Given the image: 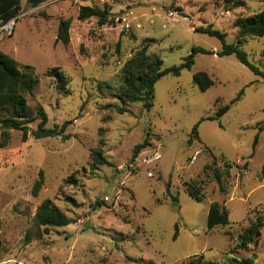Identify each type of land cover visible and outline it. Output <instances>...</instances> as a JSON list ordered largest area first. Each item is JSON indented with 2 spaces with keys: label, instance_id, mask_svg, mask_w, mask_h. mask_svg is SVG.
Segmentation results:
<instances>
[{
  "label": "rangeland",
  "instance_id": "rangeland-1",
  "mask_svg": "<svg viewBox=\"0 0 264 264\" xmlns=\"http://www.w3.org/2000/svg\"><path fill=\"white\" fill-rule=\"evenodd\" d=\"M25 1L12 34L0 33V51L20 70H34V90L25 95L30 117L40 105L46 128L71 124L64 132L67 140L28 136L22 142L19 132L9 130L7 146L0 148V264H232L241 259L264 264V130L258 132L264 124V77L234 56L196 54L190 69L156 82L150 110L140 103L123 105L112 95L122 84V66L144 41H150L146 52L161 59L162 70L179 66L193 47L221 50L218 39L195 28L211 25L233 44L235 19L264 12V1L243 0L229 11L221 0H50L36 8ZM80 7L107 10L110 23L79 21ZM66 20L64 46L55 38ZM241 49L264 74V36L247 39ZM51 68L68 78L65 87L45 77ZM199 72L213 81L205 92L192 82ZM99 83L111 91L98 90ZM223 106L229 108L219 120H207ZM37 123L28 124L30 131ZM195 125L197 138H192ZM143 141L148 145L131 161ZM92 150L110 166L93 165ZM156 151L159 161L145 163ZM214 159L222 172L221 189L212 177ZM39 172L43 184L33 197ZM189 182L202 188L200 203L186 194ZM44 200L70 224L36 226V209ZM212 204L227 211L229 224L208 231ZM258 219L259 237L238 248L239 235Z\"/></svg>",
  "mask_w": 264,
  "mask_h": 264
},
{
  "label": "trees",
  "instance_id": "trees-1",
  "mask_svg": "<svg viewBox=\"0 0 264 264\" xmlns=\"http://www.w3.org/2000/svg\"><path fill=\"white\" fill-rule=\"evenodd\" d=\"M21 1L22 0H0V23H5L18 14ZM48 1L50 0H26L25 2L29 7L36 8ZM221 1L226 11L240 8L243 5V0ZM108 17L109 13L107 10H99L94 7H80L77 15L79 21L96 19L99 26L109 24L110 21H108ZM69 26L70 22L68 20L60 21L56 32V43L60 42L64 46L68 44ZM234 27L237 30V35L233 44H226L224 40L225 35L212 29L211 25L195 28V33L205 34L209 37L218 39L221 43V50L217 53H213L193 47L191 53L179 66H173L164 70L161 69V59L156 55H148L146 52V42L150 41H144L145 45H143L140 50H137L122 66L120 70L122 84L113 91L112 95L123 105L140 103L145 110H150L152 108L154 86L156 82L167 75L178 77L182 70L190 69L194 63L196 54L217 55L218 57L234 56L240 64L247 67L253 74L264 77L262 71L248 62L246 54L241 49L242 44H244L247 39L262 38L264 36V12L256 13L249 17H237L234 21ZM45 77L55 79L60 83L61 87H65L69 82L68 78L59 68L49 69L46 71ZM192 82L200 92H205L213 85V81L204 72L193 75ZM35 84L34 70L31 67L26 66L23 71L20 70L18 63L14 59L0 51V148H5L7 146L10 138L9 130L19 132L22 142H26L28 136H32L34 139L60 137L62 140H67L69 138V136L64 135V132L67 126L71 124L70 121L64 122L60 126L54 125L52 129L46 128L47 115L40 105L36 107L35 117H30V110L25 95L32 94ZM97 88L100 91H111V87L105 83H99ZM240 96L241 92L236 97V100H238ZM228 108V106L219 108L215 116L207 120H219ZM116 110L119 113L126 112V110L121 107H117ZM35 120L38 121L36 130L30 131L28 124ZM263 130L264 124L258 128V132H262ZM192 138H197V125L192 129ZM191 140L192 139L189 140V144ZM256 141L257 136L254 140V145ZM147 145L148 143L146 141L137 145L133 150L131 161L134 160L140 151ZM90 156L93 165L110 166L102 157L100 151L92 150L90 151ZM215 163L216 160L214 159L211 163V166H213L212 177L221 189L222 172L215 167ZM225 167L229 169L231 165L227 163ZM208 168L209 166L204 167V171ZM262 173H264V166ZM42 184L43 175L42 172H39L38 180L34 182L31 190V195L33 197L38 196ZM184 186L185 192L191 200L196 203H200L203 200L202 188L200 185L189 182L184 184ZM65 201L73 207H79L72 198L67 197ZM173 201L175 202L176 199L173 198ZM35 224L46 230L48 228L66 227L70 224V221L52 206L50 200H44L36 209ZM228 224L227 211L224 208H220L217 204L210 205L206 219L208 231H211L217 226H226ZM260 228H262V222L259 219L251 222L239 235L238 248H244L253 244L256 238L259 237ZM232 264H252V262L250 259H241L233 261Z\"/></svg>",
  "mask_w": 264,
  "mask_h": 264
},
{
  "label": "built area",
  "instance_id": "built-area-1",
  "mask_svg": "<svg viewBox=\"0 0 264 264\" xmlns=\"http://www.w3.org/2000/svg\"><path fill=\"white\" fill-rule=\"evenodd\" d=\"M14 23H15V18H12L8 21H6L5 23H1L0 25V33H2L5 36H9L12 34L13 29H14ZM158 149H160V147H158ZM160 159V153L159 152H153L152 155L150 157H148V159L144 160L145 163L147 164H155L159 161ZM149 176H151L149 174ZM114 199H111L109 202L112 203ZM105 202H108V198L105 197L104 198ZM116 204V202H114Z\"/></svg>",
  "mask_w": 264,
  "mask_h": 264
},
{
  "label": "water",
  "instance_id": "water-1",
  "mask_svg": "<svg viewBox=\"0 0 264 264\" xmlns=\"http://www.w3.org/2000/svg\"><path fill=\"white\" fill-rule=\"evenodd\" d=\"M87 227H88V225L86 224V225H85V228H87Z\"/></svg>",
  "mask_w": 264,
  "mask_h": 264
}]
</instances>
